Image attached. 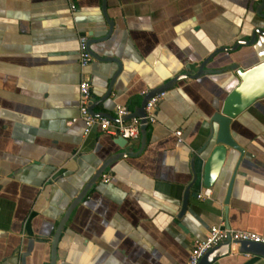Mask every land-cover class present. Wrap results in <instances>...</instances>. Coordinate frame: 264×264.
<instances>
[{
  "label": "crops",
  "instance_id": "crops-1",
  "mask_svg": "<svg viewBox=\"0 0 264 264\" xmlns=\"http://www.w3.org/2000/svg\"><path fill=\"white\" fill-rule=\"evenodd\" d=\"M74 2L76 11L69 0H0V264H51L66 215L56 264H185L193 241L222 223L264 236V99L232 121L246 157L237 165L239 153L228 148L217 183L203 185L212 147L198 151L211 116L240 82L235 71L179 80L159 103L146 140H129L125 157L116 137L97 129L86 136L82 121L72 123L84 77L92 103L112 88L96 113L116 117L118 106L134 112L145 93L264 32L262 0H106L109 37L105 0ZM82 35L95 57L85 69ZM262 61L258 33L255 42L217 54L207 69ZM109 161L110 181L103 177L75 204ZM194 171L199 178L182 213ZM207 188L211 199H199ZM213 264H264V257L232 247Z\"/></svg>",
  "mask_w": 264,
  "mask_h": 264
},
{
  "label": "water",
  "instance_id": "water-1",
  "mask_svg": "<svg viewBox=\"0 0 264 264\" xmlns=\"http://www.w3.org/2000/svg\"><path fill=\"white\" fill-rule=\"evenodd\" d=\"M263 10H264V0H262V3L258 6L257 14L264 17ZM103 12L110 25V31L107 35V37H109L113 31L114 24L108 17L106 0L103 6ZM258 33L264 34L263 31L257 32V34ZM257 34L253 35L252 41L250 42L253 43L256 41ZM106 40L107 38L105 37L104 39H100L95 42L101 43V42H105ZM250 42H241L231 49L230 48L218 49L213 55H211L210 57H208L205 61L201 63L198 71H196L195 73H193L192 71H189V73H187L186 75H182L181 77H176L172 79L169 83L165 84L164 86H160L157 89H154L152 91H149L148 93H145L139 107L136 108L134 112H131L128 107L122 106V107H126L129 112V114L124 117L123 121H129L134 118L141 119L140 134L142 135V140L145 141L148 128L150 125V123L145 118L146 117V106L149 100L153 96H155L158 93L166 92L172 89L173 87H175L177 82L181 79H186V78L198 79L205 75L220 74L223 72L235 71L240 79V82L230 91V93L223 100L221 107L211 116L210 121H209L210 129H211L210 135L207 138V141L205 142L202 149L198 151L199 154H202L205 149H207L208 147H212V151L203 168V185L206 187H213L219 180L222 173L224 172V168H225L227 157H228V148L232 149L234 152L239 153L240 156L238 158L237 165L240 163V161L244 157H246V154H247L246 149L242 147L238 143V141L235 139V137L233 136L232 121L236 119L237 117H239L242 113H244L250 107H252L255 103L264 99V61L257 63L256 65L248 69H243L237 63H234L230 65L229 67H225L219 70L207 69V65L217 54L222 53V52L234 51L240 45H248ZM89 49H90V42H89ZM90 52L92 53L91 49H90ZM98 58L100 57L98 56ZM111 95H112V88L109 89L106 96L103 99H101L98 103H105L111 97ZM93 101L94 99L92 100V102ZM98 103H91L90 105V112L93 115L107 117L111 119L113 122L118 121V115L114 117L108 113H99V114L96 113L95 107ZM116 113H117V109H116ZM115 144L118 145L120 148L125 149L123 157L129 154L128 151H126V148L129 144V140L118 137L115 140ZM115 159H117V157L116 158L114 157V159H111V160L114 161ZM110 162L111 161H109L106 165H104L93 176V178L88 183V185L85 187V189L83 190L79 198L75 201V204H78L80 201H82L83 198L87 196L92 186L96 184L100 179H103L105 172H106V168L110 165ZM198 178L199 177H198L197 172L194 171V179L192 183L190 184V186L187 188L185 195H184L182 213H185L187 211L189 201H190V192H191L192 187L198 181ZM232 187H233V181H231L230 183V186L227 192V197L225 200V205L229 204ZM69 211H71V209ZM225 211L227 212V209H225ZM67 216L68 215H66V218L64 219V221L61 222L55 234L53 245H52L53 247H52L51 264H56L57 245H58V241L61 236V233L66 225ZM227 228H229V226H227ZM236 247H238L244 253L264 257V244H258L254 242H239L237 243ZM231 250H232L231 241H227L223 244H220L219 246L209 251L201 259L199 264H213L219 258H222L224 256L231 254Z\"/></svg>",
  "mask_w": 264,
  "mask_h": 264
},
{
  "label": "built area",
  "instance_id": "built-area-1",
  "mask_svg": "<svg viewBox=\"0 0 264 264\" xmlns=\"http://www.w3.org/2000/svg\"><path fill=\"white\" fill-rule=\"evenodd\" d=\"M70 1V7L73 11L77 10V6L74 0ZM79 51H80V66L81 69L89 67L94 62V57L89 49V37L88 35H82L79 38ZM166 92H161L153 96L146 106V119L150 124H155L156 110L159 103L164 100ZM93 96L91 92V85L89 79L84 77L79 85V116L72 120V123L82 121L84 123V134L89 135L94 129L99 132L112 136L121 137L127 140L137 139L140 135L141 119L134 118L129 121H123L124 117L129 114L126 107L119 106L117 108L118 121L113 122L107 117L95 116L90 112V105L92 103ZM176 135L181 138L182 131H177ZM110 176H104V182L110 181ZM212 190L210 188L205 189L198 195L199 199H211ZM227 241H231L232 247H236L239 242H254L258 244H264V236H261L255 232L250 231H237L227 228L222 223L212 226L205 238H196L193 241V246L190 252V256L185 264H199L201 259L212 249L223 244Z\"/></svg>",
  "mask_w": 264,
  "mask_h": 264
}]
</instances>
